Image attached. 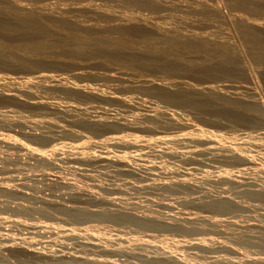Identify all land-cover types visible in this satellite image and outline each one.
Returning <instances> with one entry per match:
<instances>
[{"label": "rangeland", "instance_id": "rangeland-1", "mask_svg": "<svg viewBox=\"0 0 264 264\" xmlns=\"http://www.w3.org/2000/svg\"><path fill=\"white\" fill-rule=\"evenodd\" d=\"M0 264H264V0H0Z\"/></svg>", "mask_w": 264, "mask_h": 264}, {"label": "bare ground", "instance_id": "bare-ground-1", "mask_svg": "<svg viewBox=\"0 0 264 264\" xmlns=\"http://www.w3.org/2000/svg\"><path fill=\"white\" fill-rule=\"evenodd\" d=\"M178 260V259H177ZM173 261H176L175 259ZM179 261V260H178ZM176 263V262H175Z\"/></svg>", "mask_w": 264, "mask_h": 264}]
</instances>
